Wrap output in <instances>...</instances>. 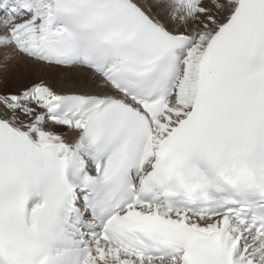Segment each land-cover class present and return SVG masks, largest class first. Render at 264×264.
I'll return each mask as SVG.
<instances>
[{
    "label": "snow or ice",
    "instance_id": "1",
    "mask_svg": "<svg viewBox=\"0 0 264 264\" xmlns=\"http://www.w3.org/2000/svg\"><path fill=\"white\" fill-rule=\"evenodd\" d=\"M0 264H264V0H0Z\"/></svg>",
    "mask_w": 264,
    "mask_h": 264
}]
</instances>
